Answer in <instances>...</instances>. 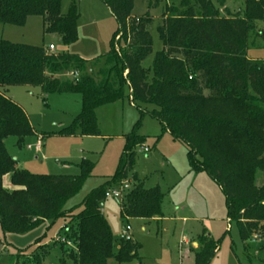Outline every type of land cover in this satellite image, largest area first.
<instances>
[{
    "label": "trees",
    "instance_id": "obj_1",
    "mask_svg": "<svg viewBox=\"0 0 264 264\" xmlns=\"http://www.w3.org/2000/svg\"><path fill=\"white\" fill-rule=\"evenodd\" d=\"M62 1L0 0V23L23 27L29 18L40 17L46 33L60 35L70 46L78 38L79 8L73 0L63 15ZM102 1L117 23L112 46L104 56L107 73L95 72L76 55H55L43 46L1 41L0 88L37 86L44 94L80 95L82 110L64 132L71 134L79 127L84 135H93L98 133L96 110L122 100L128 85L131 104L153 105L156 109L148 113L187 148L190 170L206 172L221 188L228 219L236 223L241 240L261 239L264 252V61L250 60L246 54L254 21L264 18V0H243L244 12L234 14L225 8L226 0H181L182 10L167 8L157 27L164 50L154 57L150 83L142 62L152 51L151 15L133 18L134 0ZM141 113L147 114L143 109ZM34 134L26 112L0 92L3 232L24 233L62 220L59 242L54 243L61 249V264H108L109 260L131 264L139 260L141 245L132 237L129 241L121 238L115 250L102 206L108 189L123 184L134 164L135 149L144 138L136 133L126 136L115 176L93 190L75 213L66 204L91 177L94 165L83 161L78 176L26 172L7 152L5 140L14 136L22 144ZM260 174L263 182L259 186ZM6 175L12 190L3 187ZM129 184L121 202L122 219L160 218L163 194L159 187L146 188L137 178ZM3 244L0 239V247ZM198 245L193 264H211L216 244L203 236ZM51 248L44 245L31 256L19 255L14 264H44Z\"/></svg>",
    "mask_w": 264,
    "mask_h": 264
},
{
    "label": "rangeland",
    "instance_id": "obj_2",
    "mask_svg": "<svg viewBox=\"0 0 264 264\" xmlns=\"http://www.w3.org/2000/svg\"><path fill=\"white\" fill-rule=\"evenodd\" d=\"M79 8L78 38L67 46L58 34L46 33L44 21L31 17L25 26L16 27L0 23V42L54 46L55 55H76L88 63L95 72H108L104 56L110 50L117 31V23L102 0H74ZM73 0H63L61 13L66 15ZM181 8V0H134L131 16L141 18L148 13L152 18L149 33L152 51L142 62L147 82L153 80L152 64L157 53L164 50L157 31L167 8ZM225 8L231 13L244 12L243 0H226ZM225 9L221 8V15ZM255 30L248 34L247 58L264 61V18L254 21ZM121 47L123 42L120 43ZM65 76L64 78H68ZM0 92L18 104L28 115L35 134L20 144L12 136L5 140L9 155L19 168L34 175L78 176L80 164L88 161L94 165L91 177L82 189L68 201L66 209L81 211L84 199L95 189L106 185L115 176L125 147L126 136L132 133L144 138L136 149L135 161L123 183H133L135 178L146 188L159 187L163 194L161 212L157 220L141 221L121 217L122 200L105 198L103 214L107 219L115 250L123 237L124 227L131 226L130 235L141 245L139 260L131 264H193L197 249L193 242L209 237L217 246L211 264H263V241L251 238L243 242L236 223L228 219L226 200L221 188L206 172L190 170L187 148L175 141L169 132L148 113L153 105L131 104L129 86L124 87V98L96 110L98 133L84 135L76 127L71 134L64 129L73 124L82 110V98L77 94H44L40 87L11 86ZM208 96V91L205 92ZM141 109L147 114H142ZM40 144L39 150L37 149ZM148 152L141 150V147ZM213 148V146H212ZM264 156V154H263ZM263 176L259 175L258 185ZM3 187L12 190L10 176L3 177ZM121 183V182H120ZM119 185V183H117ZM111 189V188H109ZM108 189V190H109ZM63 221L44 223L24 233H4L0 227V264H14L19 255L31 256L38 247L51 246L44 264H61L62 252L58 234ZM186 240L187 244L183 241ZM67 264H72L67 261ZM108 264H118L109 260Z\"/></svg>",
    "mask_w": 264,
    "mask_h": 264
},
{
    "label": "built area",
    "instance_id": "obj_3",
    "mask_svg": "<svg viewBox=\"0 0 264 264\" xmlns=\"http://www.w3.org/2000/svg\"><path fill=\"white\" fill-rule=\"evenodd\" d=\"M49 51L50 52H53L54 51V46L51 45L49 47ZM77 76V75H76ZM40 148V144H38L37 146V149L39 150ZM141 150L145 151V152H148V149L144 148L143 146L141 147ZM130 189V184L127 182V183H123L119 188L117 189H109L105 196L106 198H112V199H119V200H123L124 199V196L126 194V192ZM131 226L130 225H127L124 227V231H123V237L122 239L123 240H126V241H129L131 240V235H130V232H131Z\"/></svg>",
    "mask_w": 264,
    "mask_h": 264
},
{
    "label": "crops",
    "instance_id": "obj_4",
    "mask_svg": "<svg viewBox=\"0 0 264 264\" xmlns=\"http://www.w3.org/2000/svg\"><path fill=\"white\" fill-rule=\"evenodd\" d=\"M27 116H28V115H27ZM18 167H19V164H18ZM102 212H103V210H102ZM157 219H158V218H155V220H157ZM141 221H145V220H141ZM183 243H184V244H187V241L184 240ZM192 246L195 247L196 249H198V247H199V245H198L197 242H193V243H192Z\"/></svg>",
    "mask_w": 264,
    "mask_h": 264
}]
</instances>
